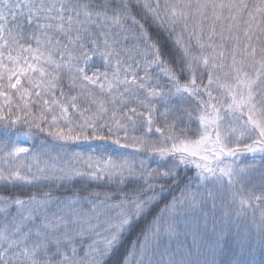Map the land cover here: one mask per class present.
<instances>
[{
  "label": "snow or ice",
  "instance_id": "obj_1",
  "mask_svg": "<svg viewBox=\"0 0 264 264\" xmlns=\"http://www.w3.org/2000/svg\"><path fill=\"white\" fill-rule=\"evenodd\" d=\"M0 264H264V0H0Z\"/></svg>",
  "mask_w": 264,
  "mask_h": 264
}]
</instances>
